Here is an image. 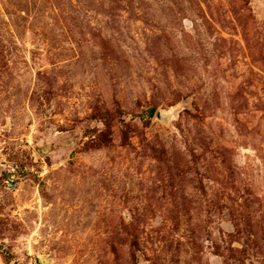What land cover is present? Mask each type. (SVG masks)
I'll return each instance as SVG.
<instances>
[{"label":"rangeland","instance_id":"374dc122","mask_svg":"<svg viewBox=\"0 0 264 264\" xmlns=\"http://www.w3.org/2000/svg\"><path fill=\"white\" fill-rule=\"evenodd\" d=\"M0 264H264V0H0Z\"/></svg>","mask_w":264,"mask_h":264}]
</instances>
